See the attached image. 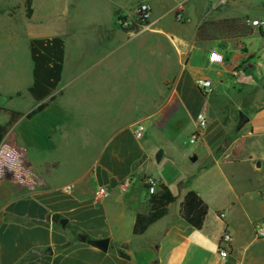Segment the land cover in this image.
<instances>
[{"label":"crops","instance_id":"0c3cea01","mask_svg":"<svg viewBox=\"0 0 264 264\" xmlns=\"http://www.w3.org/2000/svg\"><path fill=\"white\" fill-rule=\"evenodd\" d=\"M140 2L150 7V30L110 29L101 43L94 39L90 62L77 71L70 8L51 16L61 17L53 32L28 40L30 79L16 97L29 106H0L23 114L0 143V264H264V238L254 230L264 212L250 215L254 199L264 203V176L255 179L264 170V74L259 81L250 76L264 69V31L244 23L264 19V0H138L114 6L113 14L117 19ZM7 3L0 0V18ZM179 6L182 21L174 17ZM212 52L223 62H211ZM199 78L212 82L210 95L198 88ZM208 107L215 117L190 144L196 117ZM240 112L248 122L238 131ZM9 121L0 110V125ZM137 123L145 127L141 139L134 135ZM85 131L98 143L93 157L81 171L61 176L69 150L90 148L80 144ZM214 169L228 191L223 201L215 199L222 190L213 185ZM148 179L156 182L153 194ZM160 185L175 201L135 235L136 216L150 212ZM100 187L107 196L96 197ZM189 190L208 205L200 230L180 216ZM242 219L244 232L237 229ZM225 229L232 241L221 258ZM100 239H109L106 252L89 243ZM254 244L260 253L252 252Z\"/></svg>","mask_w":264,"mask_h":264},{"label":"rangeland","instance_id":"374dc122","mask_svg":"<svg viewBox=\"0 0 264 264\" xmlns=\"http://www.w3.org/2000/svg\"><path fill=\"white\" fill-rule=\"evenodd\" d=\"M8 1L7 7L1 10L3 14L1 15L2 18H0V106L22 109L27 108L30 102L29 99H18L16 97L18 91L25 90L30 79L27 42L29 39L38 38L37 35L44 37V35L54 31L52 28L54 24H61V17H51L52 15L70 8L69 16L72 18L68 30H71L74 35L70 37L72 45L70 44L69 46H73L74 55L78 56L77 62L75 61L74 64L77 71L90 62L89 57L93 55L90 52L97 45L95 44L96 42L93 43L94 39L101 43V40H105L107 37V32L110 29L122 28L119 25V20L122 18L131 16L130 19L135 20L136 9L141 3H146L135 4L129 12L122 11L116 19L113 14L114 6L120 5L125 9L131 7L138 0H79L77 5H68L71 0H35L33 4L35 13L30 17L26 14L24 0ZM181 1L169 0V4H176ZM74 2L76 0H72V3ZM8 11L12 13L10 17H7ZM29 35L32 36L30 37ZM86 52H88L87 55H85ZM262 74H264L263 68L253 69L250 76L259 81L262 78ZM254 85L258 86L259 84L256 82ZM91 89L92 87L90 86V94H92ZM249 91H251V87L247 89L246 93ZM89 100H92V97ZM82 135L80 144H88L90 148L68 151L63 158V170L61 171V176L63 177H70L73 173L81 171L86 165V161L91 159L96 151L98 143L93 141V133L85 131ZM72 151L75 154L71 153ZM74 162L77 163L74 164ZM223 169L225 172L232 170L229 165H223ZM213 172L219 176L218 182L213 185H218L219 190H222L220 194L215 196V199L223 201L228 193L227 188L224 187L225 183L221 179L219 171L214 169ZM259 174L255 175V179H258L259 176H264V170L259 172ZM244 175L251 177L247 171L244 172ZM253 203L255 208L250 215L260 217L264 212V203L259 199H254ZM245 223V219H242L241 223L237 225V229L242 232L246 231ZM251 250L252 252L258 251L257 253H260L262 247L254 244Z\"/></svg>","mask_w":264,"mask_h":264},{"label":"built area","instance_id":"2783aa9c","mask_svg":"<svg viewBox=\"0 0 264 264\" xmlns=\"http://www.w3.org/2000/svg\"><path fill=\"white\" fill-rule=\"evenodd\" d=\"M134 15L136 17L135 20L130 19L131 16H127L119 20V25L131 33H140L150 30L151 10L147 3H141L136 9ZM175 19L177 21L183 20V10L181 6L175 11ZM244 23L247 26L264 31V19L246 18ZM134 26L136 28H134ZM209 60L214 63H222L224 57L220 53L212 52L209 55ZM196 84L205 95H210L213 92L212 82L210 80L199 78L196 80ZM207 124V114L205 112L199 113L196 117V126L189 139L190 144H195L198 141ZM144 131L145 127L142 123H137L135 125L134 135L137 139H141L144 136ZM146 182L150 194H153L156 188V182L153 179H148ZM130 184L131 178H125L121 183V189L123 191L127 190L130 187ZM107 194L108 190L105 187L98 188L95 193L97 198H103L107 196ZM221 217H224V214H221ZM254 230L257 238H264V218L255 223ZM231 241L232 235L227 229H225L218 241V254L221 258H226L228 256V248L230 247Z\"/></svg>","mask_w":264,"mask_h":264},{"label":"trees","instance_id":"16d2710c","mask_svg":"<svg viewBox=\"0 0 264 264\" xmlns=\"http://www.w3.org/2000/svg\"><path fill=\"white\" fill-rule=\"evenodd\" d=\"M25 11L28 17L33 13L32 0H24ZM134 28H136L134 26ZM124 29V28H122ZM128 31L127 29H124ZM4 113L10 116V121L6 125H0V143L7 134L8 130L20 119L23 114L10 110L7 108H0ZM175 201V197L171 194L169 189L160 185L158 193L151 195L149 203L151 204V210L148 214H138L135 219L133 226V233L135 235L143 234L150 225L158 221L162 215L166 212V207L169 203ZM208 214V205L206 202L193 190H189L180 206L181 218L193 228L200 230L202 229L206 216ZM120 257L129 260L130 257L122 250H118Z\"/></svg>","mask_w":264,"mask_h":264},{"label":"water","instance_id":"95a60500","mask_svg":"<svg viewBox=\"0 0 264 264\" xmlns=\"http://www.w3.org/2000/svg\"><path fill=\"white\" fill-rule=\"evenodd\" d=\"M215 114L213 112V110L208 107L207 108V122H210L212 119H214ZM248 122V118L246 117V115L243 112L239 113V122L237 124L236 129L239 131L241 130V128ZM227 142H230V140H227ZM161 156H162V151L158 150V152L156 153V161L160 162L161 160ZM192 161L196 160V156H192L191 158ZM257 166H260V163H257ZM58 216H57V220H58ZM81 240L86 241V236H81L80 237ZM89 243L91 245H93L94 247L106 252L108 250L109 247V239H100V240H89Z\"/></svg>","mask_w":264,"mask_h":264}]
</instances>
